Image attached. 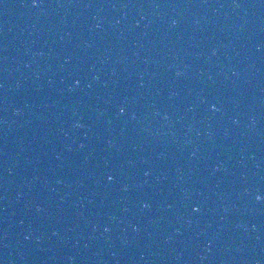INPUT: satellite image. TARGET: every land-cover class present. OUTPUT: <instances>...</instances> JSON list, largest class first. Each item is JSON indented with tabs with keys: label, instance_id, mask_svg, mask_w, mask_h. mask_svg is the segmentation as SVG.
<instances>
[{
	"label": "water",
	"instance_id": "1",
	"mask_svg": "<svg viewBox=\"0 0 264 264\" xmlns=\"http://www.w3.org/2000/svg\"><path fill=\"white\" fill-rule=\"evenodd\" d=\"M139 1L225 263L264 264V0Z\"/></svg>",
	"mask_w": 264,
	"mask_h": 264
},
{
	"label": "snow or ice",
	"instance_id": "2",
	"mask_svg": "<svg viewBox=\"0 0 264 264\" xmlns=\"http://www.w3.org/2000/svg\"><path fill=\"white\" fill-rule=\"evenodd\" d=\"M121 111H123V109H121ZM112 177H110V179H111Z\"/></svg>",
	"mask_w": 264,
	"mask_h": 264
},
{
	"label": "clouds",
	"instance_id": "3",
	"mask_svg": "<svg viewBox=\"0 0 264 264\" xmlns=\"http://www.w3.org/2000/svg\"><path fill=\"white\" fill-rule=\"evenodd\" d=\"M213 107H215V105H213Z\"/></svg>",
	"mask_w": 264,
	"mask_h": 264
}]
</instances>
